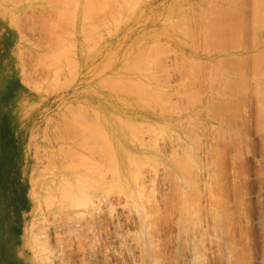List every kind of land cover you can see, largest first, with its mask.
Listing matches in <instances>:
<instances>
[{"label": "rangeland", "instance_id": "obj_1", "mask_svg": "<svg viewBox=\"0 0 264 264\" xmlns=\"http://www.w3.org/2000/svg\"><path fill=\"white\" fill-rule=\"evenodd\" d=\"M5 1L0 0V264H264V115L258 111L264 101L255 94L261 83L256 79L264 82V74L257 72V78L253 67L256 54L264 53V21L257 31L252 16L262 10L254 0H106V7L100 0L101 13L93 0L96 9L90 0H75L76 7L74 0ZM89 8L103 15L97 22L87 12L98 27L88 22ZM71 9L75 15L66 14ZM57 11L60 18L66 14L60 26L68 30L60 32L54 21L58 31L50 35L70 40L66 52L64 41L52 39L54 33L48 37L44 26V20L58 19ZM209 22L214 24L208 29ZM230 32L239 41L229 40ZM210 36L223 37V44L208 46ZM190 62L196 70L203 66L196 71ZM138 65L151 69L143 73ZM187 66L196 74L187 75ZM110 79L147 84L155 96L130 94ZM226 83L240 88L229 93L233 88ZM100 125L105 133H98ZM133 125L140 132L133 129L132 138ZM102 134L113 160L107 155L111 159L103 161V152L87 151L82 141L88 136L101 142ZM128 156L142 163L129 167ZM105 159L116 160L117 166L111 164L125 188L110 185L119 184L118 175L110 164L106 171ZM81 183L92 188L82 189L88 197Z\"/></svg>", "mask_w": 264, "mask_h": 264}, {"label": "bare ground", "instance_id": "obj_2", "mask_svg": "<svg viewBox=\"0 0 264 264\" xmlns=\"http://www.w3.org/2000/svg\"><path fill=\"white\" fill-rule=\"evenodd\" d=\"M2 1L6 3L5 0H2ZM8 1H9V0H8ZM10 1H11V0H10ZM55 1H56V0H55ZM67 1H69V4L71 3V4H73V5L76 3V4L74 5V7H76V5H77V1L74 0L75 3H74L72 0H67ZM71 1H72L73 3H72ZM84 1H85L84 3H86V2H87L88 4L91 3V4H90L91 7H92V6L94 7V6H96V5L98 6L99 3L101 2L100 0H93V1L90 0V3H89V1H86V0H84ZM91 1H92L93 3H95L96 5H93V3H92ZM95 1H96V2H95ZM105 1H106V0H102V2L104 3V5H105V3L107 4V2H105ZM107 1H108V0H107ZM221 1L225 2L224 0H221ZM230 1L232 2V0H230ZM11 2H12V1H11ZM50 2L53 3L52 0H50ZM56 2H57V1H56ZM59 2H60V1H58L57 3H59ZM98 2H99V3H98ZM108 2H109V1H108ZM231 2H230V4L233 3V2H232V3H231ZM253 2L256 3V5L259 7V9L262 10L261 12L258 11L257 15L255 14L256 17H254V16H255L254 14H253L254 16H252V19L255 18L253 21H254L256 24H258V26H257L258 29H257V27H256V24H255L253 21H252L251 23H253V24H255V25H253V24H251V25H253L254 27H256V29H257V31H258V30H259V27H260V26L262 27V25H263V23H261V21H262V22L264 21V0H254ZM253 2H252V3H253ZM82 3H83V2H82ZM225 3H226V2H225ZM235 3L237 4V1H236V0H235V2L233 3V5H234ZM254 3H253V5H254ZM53 4H54V3H53ZM61 4H62V3H61ZM71 4H70V5H71ZM101 4H102V3H101ZM108 4H109V3H108ZM210 4H211V3H210ZM210 4H209V5H210ZM226 4H227V3H226ZM2 5H3V4H2ZM70 5H69V7H70ZM120 5H121V4H120ZM213 5H215V6L217 7V4H216V3L213 4ZM213 5H210V6L215 8V6H213ZM219 5H220V4H219ZM10 6H11V5H10ZM61 6H62V5H61ZM97 6H96V7H97ZM106 6H108V5H105V7H106ZM13 7H14V6H13ZM15 7H16V6H15ZM15 7H14V8H15ZM50 7H51V6H50ZM63 7H64V5H63ZM63 7H62V8H63ZM69 7H67V8H69ZM84 7H85V6H84ZM86 7H89V5L87 6V4H86ZM100 7H101L100 5L97 7L98 9H96V8L94 7V9L99 10V12L96 11V10H92V9H90V8L88 9L89 11H88V10H86V11L83 10V11H84L85 15H87V17H88L89 14H87V12H90V10H92V11H91L92 13H90V16L92 15V16L94 17V16H96V14H97V13H95L94 11H96V12H98V13H101V11L104 10L102 7H101V8H100ZM103 7H104V6H103ZM207 7H208V5H207ZM211 7H210V9H211ZM220 7H221V5L219 6V8H220ZM253 7H254V6H253ZM11 8H12V7H11ZM43 8H44V7H43ZM45 8H46V7H45ZM67 8H66V9H67ZM99 8H100V9H99ZM224 8L226 9V7H224ZM224 8L222 7V8L219 9V10H222V9H224ZM228 8H229V7H228ZM47 9H48V8H47ZM53 9L59 11L60 8H58V9H57V8H53ZM63 9H64V8H63ZM69 9H70V8H69ZM74 9H75V8H74ZM85 9H86V8H85ZM122 9H123V8H122ZM202 9H203V8H202ZM202 9H201V11L204 12V11H203L204 9H203V10H202ZM229 9H230V8H229ZM232 9H234V8H231V10H232ZM254 9H255V10H258V9H256V8L254 7V8H253V13H254V12H257V11H255ZM44 10H45V9H44ZM50 10H51V9H50ZM60 10L62 11V9H60ZM78 10H79V9H78ZM207 10H208V9H207ZM207 10L205 9V12H206ZM219 10H218V11H219ZM51 11H52V10H51ZM58 11H57V12H58ZM63 11H66V12H67V10H63ZM63 11L61 12V15H62V13H65V12H63ZM74 11H75V10H74ZM74 11H73V14H72V13H71V12H72V9H71V10H69V12L66 13V14L68 15V14L71 13L72 15H75ZM225 11H226V10H225ZM225 11H224V14H225ZM234 11H235V10H234ZM11 12H13V11H11ZM11 12H10V14H11ZM53 12H54V11H53ZM55 12H56V11H55ZM59 12H60V11H59ZM59 12L57 13L58 15L53 16L54 19H56L55 17L58 16V17H57V18H58L57 20H52L51 18H53V17L50 16L51 14H49V13H48L49 15H48V14H46V15H48V16L51 17V18L48 19V16H47L46 19H48V20L51 19L52 21H51V22H47V20H44V19H43V20H44V23H45L44 26L47 28V29H46V32L48 33V35H47L48 37H49V36L51 37V36L53 35V33H54L53 31H56L55 29H57L56 27H53V26H55V25H52V24L54 23V21H58V22H60V23H59V26L57 25L59 31L61 30V29H60V27H61L60 25L66 23V22L64 21V16H65L66 14H64L63 18H60L61 15L59 14ZM208 12H209V11H208ZM212 12H214V10H213ZM215 12H217V11L215 10ZM219 12H220V11H219ZM221 12H222V11H221ZM226 12H227V11H226ZM230 12H231V11H230ZM235 12H236V11H235ZM15 13H16V12H15ZM94 13H95V15H93ZM209 13H210V12H209ZM231 13H232L231 15L233 16V13H234V12H231ZM10 14H9V15H10ZM82 14H83V13H82ZM222 14H223V12H222ZM237 14H238V12H237ZM41 15H42V14H41ZM46 15H45V16H46ZM98 15H99V14H98ZM210 15H212L211 18H212V17L215 18L213 14H210ZM217 15H218V17H220L219 19H221V16H219L220 14H217ZM217 15H216V16H217ZM225 15H226V14H225ZM227 15H228V12H227ZM7 16H8V14H7ZM42 16H43V15H42ZM59 16H60V17H59ZM90 16L88 17V19H90V20L88 21L89 24H90V21H92L91 18H93L92 16H91V18H90ZM101 16H103V15H100V16H98V17H101ZM240 16H242V14H240ZM43 17H44V16H43ZM68 17H69V16H68ZM80 17H81V16H80ZM98 17L96 16V18H98ZM233 17H234V16H233ZM233 17H232V18H233ZM238 17H239V16H238ZM59 18L61 19V21H60ZM73 18H74V16H73ZM82 18H83V17H82ZM213 18H212V19H213ZM222 18H223V17H222ZM230 18H231V17H230ZM232 18H231V19H232ZM15 19H16V18H15ZM37 19H38V18H37ZM62 19H63V20H62ZM94 19H95V18H94ZM212 19H211V20H212ZM223 19L225 20V18H223ZM223 19H221V20L223 21ZM226 19H227V16H226ZM17 20H18V19H17ZM39 20H40V19H39ZM86 20H87V19H86ZM217 20H218V18H217ZM217 20H215V21L217 22ZM233 20H235V19H233ZM237 20H238V19H237ZM40 21H41V20H40ZM45 21H46V22H45ZM63 21H64L65 23H64ZM67 21H68V19H67ZM93 21H94V20H93ZM93 21H92L91 24L93 25V23H94V27H95L96 24H95V22H93ZM98 21H100L99 18H98L97 22H98ZM212 21H213V20H212ZM226 21H227V20H226ZM37 22H38V21H37ZM237 22H239V21H237ZM244 22H245V21H244ZM46 23H48L47 25H49V27H50V26H51V27L49 28L48 26H46ZM61 23H62V24H61ZM212 23H213V22H212ZM217 23H219V22H217ZM232 23H233V22H232ZM235 23H236V22L234 21V24H235ZM246 23H247V22H245V24H246ZM260 23H261V24H260ZM50 24H51V25H50ZM54 24H55V23H54ZM57 24H58V23H57ZM67 24H68V23H67ZM91 24H90V25H91ZM206 24H207V22H206ZM209 24H210V25H209ZM209 24L206 25L208 29H209V26H213L214 23L211 25V22H209ZM234 24H233V25H234ZM239 24H242V23H239ZM259 24H260V25H259ZM71 25H72V24H71ZM73 25H74V22H73ZM73 25H72L71 27H74ZM92 25H91V26H92ZM203 25H204V24H203ZM221 25H222V26H221ZM221 25H220L221 28H224V27H223V23H221ZM224 25L227 26V24H224ZM242 25H243V24H242ZM242 25H241V26H242ZM44 26H43V27H44ZM96 26H97V25H96ZM214 26H216V25H214ZM220 26H219V27H220ZM226 26H225V27H226ZM229 26H230V24H229ZM229 26H227L226 28L229 29ZM238 26H239V25H238ZM253 26H252V27H253ZM16 27H17V26H16ZM52 27H53L54 29H53ZM64 27H66V26H64ZM64 27L62 26L61 28H64ZM97 27H98V26H97ZM217 27H218V26H217ZM203 28H204V26H203ZM215 28H216V27H215ZM230 28H231V27H230ZM236 28H237V27H236ZM236 28H235V29H236ZM43 29H44V31H45V28H43ZM48 29H50V31H48ZM64 29H67V28H64ZM64 29H63V30H64ZM210 29H212V28L210 27ZM231 29H232V28H231ZM233 29H234V28H233ZM233 29H232L231 31L236 32V34L239 33V32H238V31H239L238 29H237L236 31H234ZM256 29H255V32H256ZM260 29H261V28H260ZM51 30H53V31H52L53 33L50 35ZM58 30H57V31H58ZM67 30H68V29H67ZM221 30H223V29H220V30H219V28H218V31H221ZM229 30H230V29H229ZM229 30H228V31H229ZM253 30H254V29H253ZM57 31H56V32H57ZM61 31H62V30H61ZM61 31H60V32H61ZM208 31H210V30H208ZM215 31H216V32H215ZM223 31H224V30H223ZM223 31H221V32H223ZM226 31H227V29H226ZM56 32L54 33L56 36H55V35L52 36V37H53L52 39H54V40H57L59 37H61L62 35H64V34L61 35L60 33L57 34ZM63 32H64V31H63ZM63 32H62V33H63ZM213 32L218 33L217 30H213ZM233 32H232V33L230 32V33H231V34H230V37H232V34H233V37H232V38H230L229 36H227V35H229V34L226 35L227 37H226V41H225V42H227V38H228V37L230 38V39L228 38L229 40H231V39H233L234 37H236V34L233 33ZM64 33H65V32H64ZM67 33H68V32H67ZM70 33H71V32L69 31V33H68L69 35H66V37L70 36ZM223 33H224V32H223ZM228 33H229V32H228ZM43 34H44V33H43ZM72 34H73V32H72ZM72 34H71V35H72ZM221 34H222V33H221ZM221 34H219V35L221 36ZM60 35H61V36H60ZM219 35H216V36H219ZM234 35H235V36H234ZM238 35H239V34H238ZM206 36H207V34H206ZM212 36H213V35H212ZM220 36H219V37H220ZM254 36L256 37L255 39H257V36H256V35H254ZM258 36H259V35H258ZM57 37H58V38H57ZM219 37H218V38H219ZM223 37H225V35H224ZM223 37L219 40V41H220V42H219V41H217L218 39H216V41H215V40H213V37L211 38V36H210L211 39H210L209 37H207V38H209L210 40L208 39V41H209V42L211 41V42H210V43H209L208 41H206V42H208L207 44H210V45H208V46H211V47L214 48L215 44H214V46H212L214 42H215V43L218 42V43H216V44H219V45H220L221 42H222L221 44H223V40H222ZM260 37H261V35H260ZM43 38H44V37H43ZM69 38H70V37H69ZM215 38H217V37H215V35H214V39H215ZM238 38H239V37L237 36V38H234L233 41L235 40V42H237L236 39H238ZM263 38H264V37H263ZM58 40H60V41H61V40L64 41V43H63L62 41H61V43H63L64 52H66V51H65V50H66L65 48H66V46H67V43H68L70 40H69L68 42H66V41H65L66 39L64 40L63 38H61V39L59 38ZM58 40H57V41H58ZM212 40H213V41H212ZM221 40H222V41H221ZM224 40H225V38H224ZM229 40H228V41H229ZM262 40H263V39H262ZM238 41H239V39H238ZM225 42H224V43H225ZM211 43H212V45H211ZM59 44H60V42H59ZM64 44H66V46H64ZM219 45H217V46H219ZM221 46H223V45H221ZM256 46H257V45H256ZM256 46H255V47H256ZM58 47H61V45H60V46H57V47H56V50L59 49ZM211 47H210V48H211ZM61 48H62V47H61ZM61 48H60V49H61ZM71 49H72V47H71ZM254 49L256 50V48H254ZM56 50H55V51H56ZM62 50H63V49H62ZM62 50L59 51V53L62 52ZM69 50H70V49H69ZM260 50H261V49H260ZM260 50H257V51H260ZM68 52H69V51L67 50V53H68ZM262 52H264L263 49H262ZM62 53H63V52H62ZM141 53H143V52H140V54H141ZM241 54H242V53H241ZM241 54L239 53L238 55H241ZM60 55H61V54H60ZM65 55H66V53H65ZM65 55H64V53H63V55H61V56H62V57H65V58L67 57L66 59L71 58V57L68 58V56H67V55L65 56ZM69 55L71 56V54H69ZM62 57H60V58L62 59ZM84 57H85V56H84ZM56 58L58 59L59 57H56ZM60 58H59V59H60ZM65 58H64V61H68V60H65ZM138 58H139V57H138ZM141 58H142V57H141ZM191 58H192V57H191ZM241 58H242V57H241ZM243 58H244V57H243ZM251 58H252V57H251ZM186 59H187V58H186ZM255 59H256V61L253 60V61H255V64H256V66H254V64H253L254 70H256V74H257V75H258V73H259V74L261 73L260 75H263V74H264V53H257ZM139 60H140V58H139ZM194 60H195V59H194ZM238 60H239V59H238ZM69 61H72V59H70ZM144 61H145V60H144ZM150 61H151V60H150ZM187 61H188V59H187ZM196 61H197V60H196ZM239 61H240V60H239ZM81 62H82V61H81ZM82 63H83V62H82ZM188 63H189V61H188ZM154 64H155V63H154ZM190 64H191V62H190ZM155 65H156V64H155ZM155 65H152V63H151V64L149 63V66H151V67H153V66L155 67ZM201 65H202V64H201ZM201 65H199V68H200ZM138 66H139V65H138ZM149 66L147 65V67H148L147 69H148V70L146 69V66H145V65H142V66L140 65V66H139V69H138V67H137V69H138V70H141V68H142L143 73H144V67H145V70H146L147 72L150 71L151 67H149ZM185 66H186V65H185ZM185 66H184V67H185ZM189 66H190V65H189ZM189 66H187V68H188ZM193 66H195V67H192V64H191L190 67L195 68V70H196V67H197L198 65L196 66V63H193ZM202 66H203V65H202ZM134 67H135V65H134ZM134 67H133V68H134ZM140 67H141V68H140ZM156 67H157V65H156ZM237 67H238V65H237ZM237 67H236V69H237ZM239 67H241V66L239 65ZM135 68H136V67H135ZM179 68H180V67H179ZM185 68H186V67H185ZM185 68H184V69H185ZM192 68H191V69L188 68V70H189V69H190V70H189V71H186V72H187V75H191V76H192V73H193V74L195 73V70H192ZM199 68H197V69L199 70ZM201 68H202V67H201ZM213 68H214V67H213ZM234 68H235V67H234ZM242 68H243V66H242L241 68H239V70H241ZM255 68H256V69H255ZM152 69L154 70L155 68H152ZM214 69H217V68L215 67ZM231 69L233 70V68H231ZM133 70H135V69H132V70H130V71H133ZM138 70H136V71H138ZM191 70H192L193 72H192ZM198 70H196V71H198ZM202 70H203V69H202ZM217 70H218V71H217ZM217 70H215V71H216L217 73H218V72L220 73L219 69H217ZM221 70H222V69H221ZM226 70H227V69H226ZM228 70L230 71V69H228ZM228 70H227V71H228ZM237 70H238V69H237ZM237 70L235 71V73L239 71V70H238V71H237ZM136 71H135V72H136ZM151 71H152V70H151ZM242 71H243V69H242ZM242 71H241V72H242ZM138 72H139V71H138ZM188 72H189L190 74H188ZM222 72H223V71H222ZM224 72H225V71H224ZM232 72H233V71H232ZM241 72L239 71V73H241ZM257 72H258V73H257ZM126 73H127V72H126ZM149 73H150V72H149ZM219 73H218V74H219ZM233 73H234V72H233ZM233 73H232V74H233ZM235 73H234V74H235ZM239 73H238V74H239ZM262 73H263V74H262ZM195 74H196V73H195ZM223 74H224V73H223ZM225 74H227V73L225 72ZM234 74H233V75H234ZM238 74H237V75H238ZM120 75H121V74H120ZM122 75H123V74H122ZM151 75H152V74H151ZM154 75H155V74H154ZM220 75H221V73H220ZM227 75H229V72H228ZM118 76H119V75H118ZM118 76H117V77H118ZM128 76H130V75H128ZM133 76H134V75H133ZM136 76H137V75H136ZM149 76H150V75H149ZM152 76H153V75H152ZM191 76H190V77H191ZM222 76H223V75H222ZM231 76H232V75H231ZM143 77H144V76H143ZM147 77H148V76H147ZM190 77H189V78H190ZM214 77L216 78V76H213V79H214ZM258 77H261V76L258 75L257 78H258ZM124 78H125V77H124ZM138 78H140V75L138 76ZM152 78H153V77H152ZM217 78H218V80H219V78H221L220 80H222V77H221V76H219V77L217 76ZM224 78L227 79L226 77H224ZM224 78H223V79H224ZM263 78H264V77H263ZM142 79H143V78H142ZM144 79H145V77H144ZM144 79H143V80H144ZM147 79H151V78L149 77V78H147ZM155 79H156V75H155ZM155 79H152V80H155ZM200 79H201V77H200ZM213 79H212V77H211L212 82H213ZM260 79H261V78L256 79L257 81L259 80L261 83H259V84L257 83V85H256V89H258L259 92L257 91L258 93H255V94H259V95H258V96L255 95V96H256L257 100H259V98L262 97V98L260 99V102H263V101H264V94L261 93V90L264 89V82H262ZM111 80H112V81H111ZM215 80H217V79H214V81H215ZM220 80H219V81H220ZM227 80H228V79H227ZM227 80H226V82H227ZM242 80H243V79H242ZM118 81H119V82H118ZM120 81H121V80H117L118 83H115V81H114L113 79H110V81H108V83L110 82L109 84H111V83L113 82L114 84L118 85V86H117L118 88H119V87L122 88V89L125 88V89H123V90H126V92H130V91L132 90V92H130V94H132L133 92L137 91V93H138V94H142L143 97H146V96H147V97H151L150 95H152L153 97L155 96V94H152L153 92H151V91H153L154 89H153V90H151V89H146V88H149V87H150V86L147 85V84H146V86H142V85L139 84L138 82H137V84H136V83H135V84L132 83L134 80L131 81V80L126 79V80H122V81H121V82H122V85H121ZM127 81H128V82H127ZM130 81H131V83H130ZM155 81H156V80H155ZM219 81H218V82H219ZM228 81H229V80H228ZM231 81H232V80H231ZM259 81H258V82H259ZM124 82H125V84H124ZM149 82H150V81H149ZM210 82H211V81H210ZM220 82H221V81H220ZM222 82L224 83V80H222ZM240 82H241V84H242V81H241V80H239V83H240ZM243 82L246 83V80L243 81ZM113 83H112V84H113ZM141 83H143V82L141 81ZM151 83H154V82H151ZM215 83H217V82L215 81ZM119 84H120V85H119ZM123 84H124V85H123ZM143 84H144V83H143ZM154 84H155V83H154ZM210 84H211V83H210ZM224 84H225V83H224ZM226 84H229V86H227V88L230 89L231 86H232V88H233V85L230 86L231 83H226ZM246 84H247V83H246ZM106 85H107V84H106ZM106 85H104V86H106ZM155 85H156V84H155ZM242 85H243V87L246 86L245 84H242ZM109 86H110V85H109ZM121 86H122V87H121ZM125 86H126V87H125ZM147 86H148V87H147ZM211 86H212V88H216L214 84L210 85V87H211ZM219 86H220V83H219ZM223 86H224V85H223ZM107 87H108V86H107ZM117 87H116V88H117ZM145 87H146V88H145ZM152 87H153V86H152ZM156 87H157V86H156ZM217 87H218V86H217ZM225 87H226V85H225ZM243 87H242V88H243ZM109 88H112V87H109ZM116 88H115V89H116ZM118 88H117V89H118ZM120 88H119V89H120ZM150 88H151V87H150ZM227 88H225V89H227ZM232 88H231V90H232ZM235 88H236V87H235ZM235 88H233L232 91H230V90L227 89V91H230L229 93H231V92L234 91ZM239 88H240V87H239ZM239 88H238V89H239ZM112 89H113V88H112ZM117 89H116V90H117ZM122 89H121V90H122ZM127 89H128L129 91H127ZM158 89H159V88H156V91H155L156 93H157V90H158ZM220 89H221V88H220ZM238 89H237V90H238ZM159 90H160V89H159ZM207 90H208V89H207ZM235 90H236V89H235ZM237 90H236V91H237ZM149 91H150L151 93H150ZM236 91H235V92H236ZM118 92H119V90H118ZM120 92L122 93L123 91H120ZM126 92H125V94H127ZM148 92L150 93L149 96H148V94H149ZM155 92H154V93H155ZM216 92H217V91H216ZM121 93H120L119 95H121ZM144 93L147 94V95H145ZM194 93H195V92H194ZM217 93H219V91H218ZM220 93H222V92L220 91ZM229 93L226 94L227 97H226L225 95H223L224 97H226V98H224V99H225V100L227 99L225 103H228V105L230 104L229 101H230V99H231V97H232V96L229 95ZM130 94H129V95H130ZM134 94H136V93H133V95H134ZM192 94H193V93H192ZM192 94H191V95H192ZM222 94H225V93H222ZM142 95H141V96H142ZM193 95H194V94H193ZM193 95H192V96H189V97L192 98ZM228 95H229V99H228ZM233 95H234V94H233ZM127 96H128V95H127ZM139 96H140V95H139ZM141 96H140V97H141ZM194 96H196V94H195ZM115 97H116V96H115ZM132 97H133V96H132ZM129 98H130V97H129ZM138 98H139V97H138ZM196 98H197V99H196ZM196 98H195V97L192 98V102L196 103V102H195V99H196V101L198 102L197 104H199V101H198V94H197ZM233 98H234V97H233ZM189 99H190V98H189ZM262 99H263V100H262ZM135 100H138V99H135ZM144 100H145V99H143V101H144ZM190 100H191V99H190ZM193 100H194V101H193ZM231 100H232V99H231ZM261 100H262V101H261ZM140 101H142V99H141ZM143 101H142V102H143ZM227 101H228V102H227ZM260 102H258V103H260ZM225 103H224V104H225ZM238 103H239V102H238ZM235 104H236V103H235ZM261 104H262V103H261ZM194 106H196V105L194 104ZM223 106L225 107V106H227V105L225 104V105H223ZM223 106H222V107H223ZM258 106H259V104H258ZM226 108H227V107H225V108H223V109L227 110ZM259 108L262 109V111H261L260 109H258V111H259V112H262V113H260V115H261V117H263L262 115H264V102H263L262 106L259 107ZM214 110H215V109H214ZM225 110H224V111H225ZM219 111H220V110H219ZM222 111H223V110H222ZM213 112H214V111H213ZM216 112H217V111H216ZM113 113H114V112H113ZM217 113H218V112H217ZM215 114H216V113H215ZM189 117H190V116H189ZM94 118H95L94 120H95L96 122H98V121H97L98 119H96V118H98V117H94ZM107 119H108V118H107ZM190 119H191V118H190ZM261 119L264 120V118H261ZM115 120H118V119L116 118ZM120 120H121V119H120ZM263 120H262V122H264ZM88 121H90V119H88ZM92 121H93V120H92ZM95 121H93V124L95 123ZM118 121H119V120H118ZM130 121H131V120H130ZM80 122H82V121H80ZM80 122H79V124H80ZM85 122H86V121H85ZM119 122H120V121H119ZM195 122H196V121H195ZM195 122H194V123H195ZM93 124H92V125H93ZM96 124H98V123H96ZM132 124H134V123H133V122H132V123H131V122L129 123L130 126H131ZM83 125L85 126L86 123H84ZM89 125H90V124H89ZM89 125H87V126H89ZM92 125H90L91 128L93 127ZM113 125H114V124H113ZM136 125H138L137 127L141 126L139 123H138V124L136 123L135 126H136ZM145 125H146V124H145ZM81 126H82V125H81ZM97 126H99V125H97ZM100 126H101V125H100ZM135 126L133 125L132 128H130L131 130H129L130 134L132 135V138L135 137V135L133 136V134L136 133L137 130L139 131V129H141L140 127H139V129L136 127V128H137V130H136V129H135ZM190 126H191V125H190ZM82 127H83V126H82ZM94 127H95V125H94ZM108 127H109V126H108ZM143 127H144V126H143ZM91 128H90V129H91ZM95 128H96V127H95ZM116 128H117V127H116ZM190 128H191V127H190ZM194 128H195V127H194ZM199 128H200V127H199ZM80 129H81V128H80ZM88 129H89V128H88ZM93 129H94V128H93ZM93 129H91V132H92ZM96 129H97V128H96ZM98 129H100V130L98 131V133H100V132H101V133H102V132L105 133V131H103L104 129H103L102 126H101V128H98ZM102 129H103V130H102ZM133 129H135L136 131H133ZM81 130H82V131H83V130L85 131L86 129H81ZM101 130H102V131H101ZM109 130H111V129H109ZM115 130H116V129H115ZM143 130L146 131V129H143ZM93 131L95 132L96 130L94 129ZM131 131H133L134 133H132ZM89 132H90V131H89ZM91 132H90V133H91ZM94 132H93V133H94ZM129 132H127V133H129ZM139 132H140V131H139ZM96 133H97V131H96ZM98 133H97V134L94 133L93 135H96V136H97ZM101 133H100V134H101ZM124 133H125V132H124ZM141 133H143V132H141ZM91 134H92V133H91ZM125 134H126V133H125ZM139 134H140V133H139ZM188 134H189V133H188ZM128 135H129V134H128ZM65 136H66V135H65ZM100 136H101V135H99V137H100ZM104 136H105V135L102 134V136L100 137V138H101L100 141L102 142V139L105 140L104 143L102 142V143L105 145V148H104L105 150L103 149L104 145H103L101 142H99V139H97V138H95V137H94L93 139L90 138V140H89L88 136H86V138L83 139L82 141H86V142H84V144L87 143V144L89 145V146L86 145V148L88 147V148H87L88 150L86 149L87 151L91 152L92 150H91L90 148H93V149H96V148H97L96 150H97L99 153H100V152H103V154H100V155H103V156L106 155V156H104V157L102 158L103 161H104V158H105V157L108 159V158H109V157H108L109 155L112 157V160H113L114 157H115V156H114V152H113V150L111 151L110 148H109V149L107 148V147H110V145H109L108 143H106V142H108V141H106L107 138H104ZM106 136H107V135H106ZM189 136H190V135H189ZM222 136H223V135H222ZM224 136H225V135H224ZM89 137H90V136H89ZM91 137H93V136H91ZM99 137H98V138H99ZM129 137H130V135H129ZM137 137H138V136H137ZM137 137H136V138H137ZM140 137H141V135H140ZM63 138H64V137H63ZM132 138H130V139H132ZM86 139L89 140V141L87 142ZM94 139H95V140H94ZM96 139H97V140H96ZM138 139H140V138L138 137ZM138 139H137V142L139 143ZM155 139H156V138H154V141H153V142H155ZM93 140H94V142H95L96 144H95V143H91ZM121 140H123V139H121ZM128 140H129V139H128ZM142 140H143V139H142ZM142 140H141V142H142ZM156 140H157V139H156ZM90 141H91V142H90ZM96 141H98V142H96ZM145 142H146V141H145ZM153 142H152V143H153ZM156 142H157V141H156ZM97 143H98V144H97ZM99 143H101L102 145H99ZM106 144H108V145H106ZM123 144H124V143H123ZM124 145H125V144H124ZM143 145H144V144H143ZM143 145H142V146H143ZM145 145H146V144H145ZM155 145H156V144H155ZM90 146H92V147H90ZM119 146H120V144H119ZM153 146H154V143H153ZM153 146H151V147H153ZM84 147H85V146H84ZM84 147H82L83 150H84ZM120 147H121V146H120ZM149 147H150V144H149ZM157 147H158V146H157ZM100 148H101L102 150H104V151H101ZM106 148H107V150H106ZM111 148H112V146H111ZM116 148H117V146H116ZM155 148H156V146H155ZM98 149H99L100 151H99ZM119 149H122V148H119ZM119 149H118V151H119ZM156 149H157V148H156ZM96 150H95V151H96ZM109 150H110L113 154H112V153H108V154H107L106 152H109ZM133 150H134V149H133ZM93 151H94V150H93ZM93 151H92V152H93ZM97 151H96V153H97ZM121 151H122V150H121ZM104 152H105L106 154H105ZM119 152H120V151H119ZM128 152H129V151H128ZM216 152H217V151H216ZM117 153H118V152H117ZM218 153H219V152H218ZM91 154H92V153H91ZM120 154H121V153H120ZM96 155H97V154H96ZM98 155H99V154H98ZM107 155H108V156H107ZM121 155H122V154H121ZM83 156H84V154H83ZM119 156H120V155H119ZM129 156H130V153H129ZM129 156H128V157H129ZM85 157H87V156H84L83 158H85ZM96 157H97V156H96ZM111 157H110L109 159H111ZM130 157H131V156H130ZM130 157L128 158V161H127V162H129L130 164L132 163V164H131L129 167H132V165L134 164L133 161L136 162L135 164H137V162H139V161H136L138 158H137L136 160L133 159V158L130 160ZM143 157H145V156H143ZM145 158H147V156H146ZM85 159H86V162H87V158H85ZM94 159H97V158L94 157ZM118 159H119V158H118ZM120 159H121V158H120ZM120 159H119V160H120ZM147 159L151 160L149 157H148ZM147 159H146V160H147ZM91 160H92V159H91ZM100 160H101V159H100ZM105 160H106V159H105ZM112 160H106L107 162L105 163L106 166H107V164H110V165H111V166L108 165V166H110V169H111L112 167H116V166H117V165H116L117 163L115 164L116 160H114L115 162L112 161ZM139 160H140V159H139ZM173 160H174V159H173ZM89 161H90V159H89ZM103 161H101V162H103ZM93 162H94V161H93ZM93 162H92V163H93ZM101 162H100V163H101ZM109 162H110V163H109ZM113 162H114V163H113ZM144 162H145V160H144ZM154 162H155V161H154ZM172 162H173V161H172ZM92 163H88V164H91V165H92ZM111 163H113V165H116V166H112ZM123 163H124V162H123ZM139 163H142V161L140 160ZM173 163H176V161L173 162ZM96 164H97V163H96ZM98 164H99V161H98ZM103 164H104V163H103ZM103 164H101V165L99 164V165H100L101 167H103ZM149 164H150V163H149ZM91 165H90V166H91ZM86 166H87V163H86ZM92 166H95V165L93 164ZM96 166H97V165H96ZM96 166H95V167H96ZM104 166H105V165H104ZM106 166H105L106 171H107V170H110L109 167L107 166V167H108V169H107ZM122 166H123V168H124V165H122ZM133 166H134V165H133ZM138 166H139V165H138ZM97 168H99V166H98ZM103 168H104V167H103ZM138 168H139V167H138ZM105 169H104V170H105ZM115 169H116V170H115ZM115 169L113 170V168H112L111 170H113L114 172H117V173H118V171H117V167H116ZM102 170H103V169H102ZM138 170H139V169H138ZM138 170L135 171V173L139 174V173H138ZM87 171H90V170H87ZM98 171H99V170H98ZM98 171H97V172H98ZM91 172L94 173V172H96V171H91ZM91 172H90V173H91ZM97 172H96V173H97ZM99 172H100V171H99ZM122 172H123V171H122ZM96 173H95V174H96ZM105 173H106V172H105ZM105 173H103L102 175H100V177H104L103 175H105ZM117 173H116V175H118L117 177H116V175H115V176H114L113 174H112V175H113L114 177H116V178H115V179H116L115 181H116V183L118 182L119 184H117V186H116V184L114 183V181H112L113 183L111 182L112 184H110V185L112 186V185L114 184L113 186L119 190V188L124 184V182H122L123 184L121 183L122 185L120 184L121 181L119 180V173H118V174H117ZM100 174H101V173H100ZM132 174H134V173L132 172ZM97 175H99V174H97ZM105 176H106V175H105ZM122 176H123V174L121 173V177H122ZM77 177H78V176H77ZM77 177H74L75 179H74V178H73V179L76 180ZM98 177H99V176H98ZM114 177H113V178H114ZM127 177H128V176H127ZM130 177H131V176H130ZM130 177H129V178H130ZM133 177H134V176H133ZM133 177H132V178H133ZM80 178H81V177H80ZM73 179H72V180H73ZM77 179L79 180V177H78ZM105 179H107V178H105ZM117 179H118V180H117ZM123 179H124V178H123ZM119 181H120V182H119ZM124 181H125V180H124ZM72 182H73V181H72ZM79 182H80V181H79ZM185 182H187V181H185ZM141 183H142V182H141ZM70 184H72V183H70ZM125 184H126V183H125ZM211 184H212V183H211ZM68 185H69V184H68ZM75 185H76V184H75ZM81 185H82V183H81ZM107 185H109V183H108ZM130 185H131V184H130ZM72 186H73V185H71L70 187H72ZM126 186H127V185H126ZM187 186H188V185H187ZM74 187H75V186H74ZM80 187H81V188H80ZM80 187H77V186H76V188H80L81 190L84 189L85 191H90V190L92 189V188H91V189L89 188L90 190H88V189L86 190V188H84L85 185H82V186H80ZM95 187H96V186H95ZM114 187L111 188V187L109 186V187H107V188H108V189L111 188V190H110V189H109V190L112 191V189L115 190ZM122 187L125 188V186H122ZM35 188H36V187H35ZM107 188H106V189H107ZM124 188H123V189H124ZM126 188H127V187H126ZM188 188H189V187H188ZM72 189H73V188H72ZM190 189H191V188H190ZM208 189H209V188H208ZM81 190H80V193H82V192L84 191V190H82V192H81ZM121 190H122V189H121ZM212 191H213V189H212ZM131 192H133V191H131ZM193 192H194V191H193ZM80 193H79V191H78V194H80ZM65 194H66V193H65ZM67 194H68V193H67ZM72 194H73V193H72ZM83 194H84L85 197H88V195L85 194V192H83ZM138 194H139V193H138ZM138 194H137V196H138ZM192 194H193V193H192ZM199 194H200V192H199ZM80 195H82V194H80ZM86 195H87V196H86ZM133 195H134V194H133ZM183 195H184V194H182V196H183ZM73 196H74V195H73ZM134 196H135V195H134ZM134 196H133V197H134ZM190 196H191V195H190ZM130 197H131V196H130ZM133 197H132V198H133ZM192 197H193V196H192ZM132 198H130V199H132ZM135 198H136V197H135ZM135 198H134V199H135ZM138 198H139V196H138ZM86 199H89V198H86ZM132 200H133V199H132ZM135 200H136V199H135ZM84 201H85V204H86V202H87L88 200H87V201L84 200ZM89 201H90V199H89ZM139 201H140V198H139ZM74 203H75V202H74ZM134 203H135V202H134ZM82 204L85 205L84 203H82ZM135 204H136V203H135ZM142 204H143V203H142ZM140 205H141V204H140ZM142 208H144V207L142 206ZM143 210H144V209H143ZM144 212H145V210H144ZM143 218H144V217H143ZM145 218H146V217H145ZM142 221H143V220H142ZM148 223H149V222H148ZM150 223H151V222H150ZM149 225H152V224H149ZM147 226H148V225H147ZM150 229H151V228H150Z\"/></svg>", "mask_w": 264, "mask_h": 264}]
</instances>
